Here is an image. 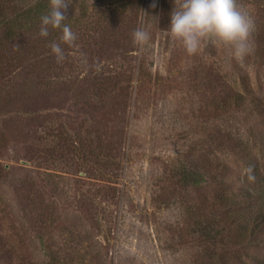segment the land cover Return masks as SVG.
Masks as SVG:
<instances>
[{
  "label": "rangeland",
  "instance_id": "obj_1",
  "mask_svg": "<svg viewBox=\"0 0 264 264\" xmlns=\"http://www.w3.org/2000/svg\"><path fill=\"white\" fill-rule=\"evenodd\" d=\"M45 2L0 0V264L263 261L219 197L264 205V0H237L254 21L243 60L209 37L188 55L167 31L181 0L120 17L66 0L85 17L72 44L40 37Z\"/></svg>",
  "mask_w": 264,
  "mask_h": 264
},
{
  "label": "clouds",
  "instance_id": "obj_2",
  "mask_svg": "<svg viewBox=\"0 0 264 264\" xmlns=\"http://www.w3.org/2000/svg\"><path fill=\"white\" fill-rule=\"evenodd\" d=\"M66 0H50L49 11L40 17V37H48L49 29L60 30V42L72 44L76 36L68 24ZM155 5L153 4V7ZM254 30V21L237 6V0H181L173 5L170 13L169 34L182 42L188 55H195L204 38H215L234 49L236 58H243L250 52L249 37ZM134 44L143 47L149 42V31L141 27L133 34ZM51 53L57 62L64 59L60 43L50 44Z\"/></svg>",
  "mask_w": 264,
  "mask_h": 264
},
{
  "label": "trees",
  "instance_id": "obj_3",
  "mask_svg": "<svg viewBox=\"0 0 264 264\" xmlns=\"http://www.w3.org/2000/svg\"><path fill=\"white\" fill-rule=\"evenodd\" d=\"M135 1L136 0H114V3L112 4L113 7H111V9H113V12H117L116 14H119L117 17L124 16L125 12L130 10L131 6L136 5ZM75 8L77 11L81 10L76 3L71 2L68 6L67 11L70 10V12L68 13L67 20H65L64 23L69 26L79 25L85 19L84 14L74 12ZM48 11L49 7L47 2H45L40 6L39 15L37 14L31 17V21H40V17L42 15H46ZM112 16H114L113 13H111V17ZM53 33H56V31H53ZM59 33L61 32L59 31ZM219 201L223 204V206H225L224 213L232 216L231 218L233 219L236 227L237 241H234L236 246L243 245L251 249L253 247L260 248L261 245H264V205L252 207L250 200L248 201L246 197L242 196L235 197L233 191L229 194L224 193L223 196L219 197ZM233 235H235L234 232ZM238 239L240 241H238ZM256 257L258 260L253 264H264V260L260 261V256Z\"/></svg>",
  "mask_w": 264,
  "mask_h": 264
}]
</instances>
